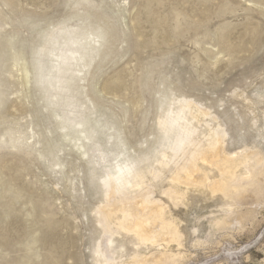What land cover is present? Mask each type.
<instances>
[{"label": "rangeland", "instance_id": "obj_1", "mask_svg": "<svg viewBox=\"0 0 264 264\" xmlns=\"http://www.w3.org/2000/svg\"><path fill=\"white\" fill-rule=\"evenodd\" d=\"M216 132L261 164L228 195L174 182ZM116 184L160 200L181 238L108 221ZM153 253L264 264V0H0V264Z\"/></svg>", "mask_w": 264, "mask_h": 264}, {"label": "bare ground", "instance_id": "obj_2", "mask_svg": "<svg viewBox=\"0 0 264 264\" xmlns=\"http://www.w3.org/2000/svg\"><path fill=\"white\" fill-rule=\"evenodd\" d=\"M217 133L219 134V132H216V137L211 143H208L206 147L202 148L201 146H197L195 150L193 149L194 152L191 151L193 153L189 155L188 159L186 158L187 160H184L185 163L182 162L184 164L176 169L172 178L174 182L184 184L186 186L208 183L209 187L213 191H220L223 192V194L225 193L228 195L231 193V188H233L231 185L241 179L237 178V170H239L240 167H243L248 174H250L258 165L261 164L262 160L258 153H252V155L227 154L224 151L223 139L225 134L221 133L217 135ZM184 143L185 142H181L182 147H184ZM200 163L209 164L210 166L216 168L220 175V179L209 181L207 174L200 166ZM122 184H119L120 188H118V185L116 184L112 190L110 189V198L113 199L111 205L113 210L106 213V219L108 221L112 219V216L120 213L122 216L119 225L120 229L132 234L134 233V235L144 245L150 243L160 246L161 242L169 243L173 238H181L178 230L174 227H170L168 223H166L164 219V205L160 200H151L147 194H142L139 195V197L134 198L129 196L126 197L127 191L124 189L126 191L125 193V191L122 190V187L124 186ZM126 185L127 184H125V186ZM116 194H121L122 199L119 201L114 199V195ZM169 194H176V192L170 190ZM240 196L241 194H238L237 197L239 198ZM108 227V229H110V226ZM109 243H111V241L107 240L106 244L108 245ZM104 252L107 253L106 245L104 246ZM109 256L111 258L112 255ZM134 258V264L167 263V259L163 253H153L150 256L144 257L135 256Z\"/></svg>", "mask_w": 264, "mask_h": 264}]
</instances>
